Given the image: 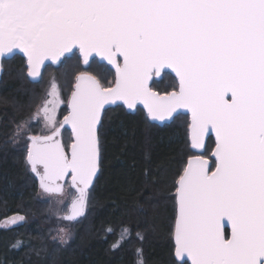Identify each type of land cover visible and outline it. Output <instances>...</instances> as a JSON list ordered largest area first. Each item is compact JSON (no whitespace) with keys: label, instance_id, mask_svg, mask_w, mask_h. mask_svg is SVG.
<instances>
[{"label":"snow or ice","instance_id":"1","mask_svg":"<svg viewBox=\"0 0 264 264\" xmlns=\"http://www.w3.org/2000/svg\"><path fill=\"white\" fill-rule=\"evenodd\" d=\"M75 46L86 65L94 53L114 66L116 77L104 87L96 76L78 74L60 128L58 92L37 109L51 134L28 137L26 164L44 193L65 197L74 189L70 213L61 219L76 223L85 213L105 104L134 108L139 100L159 120L187 109L195 147L215 133L216 161L209 171L206 160L190 159L175 181V255L191 264H264V0H0V58L20 50L36 82L46 59L62 63ZM166 68L179 90L161 95L150 81ZM65 124L73 136L69 149L57 139ZM23 220L16 216L5 226ZM71 235L62 228L53 240L64 244ZM136 254L144 264L142 249Z\"/></svg>","mask_w":264,"mask_h":264},{"label":"trees","instance_id":"2","mask_svg":"<svg viewBox=\"0 0 264 264\" xmlns=\"http://www.w3.org/2000/svg\"><path fill=\"white\" fill-rule=\"evenodd\" d=\"M62 61L63 66L46 64L41 71L58 74L64 95H69L73 79L82 70L94 72L104 87L114 82V71L96 58L83 67L75 50ZM22 65L23 58L16 54L1 60L0 264H137L138 248L144 264H184L174 258L172 233L174 184L187 158L195 154L188 142V114L177 113L170 122L158 125L139 106L133 112L122 104L103 110L97 130L98 172L85 213L74 224L71 239L60 244L49 237L45 203L37 197V179L28 170L25 151L9 141L15 123L31 106L28 94L35 93L41 81L25 77ZM176 85V78L166 70L150 83L158 93ZM64 130L62 144L68 148L71 137ZM213 145L209 136L201 155L209 157ZM214 164L211 159L210 170ZM16 216L24 220L5 226ZM123 229H128L124 233L128 238L113 249ZM17 241L21 245L13 247Z\"/></svg>","mask_w":264,"mask_h":264},{"label":"rangeland","instance_id":"3","mask_svg":"<svg viewBox=\"0 0 264 264\" xmlns=\"http://www.w3.org/2000/svg\"><path fill=\"white\" fill-rule=\"evenodd\" d=\"M7 63L8 62H6L5 65ZM63 65L64 64L62 62L61 66H63ZM22 70H23V75L25 77H27L26 66L24 65V63L22 65ZM86 71L94 75V72H92L91 70H86ZM86 71L82 70L81 73L82 72L84 73ZM74 81H75V79H73V82ZM39 83H40V85H39V87H37V90L35 91V93L28 94V96H31L30 99L32 101L30 108L28 109L26 114L17 123H15L12 134L9 137V141L13 145L20 146L21 148L24 149L25 156H26V152H27V146H28L29 141H30V140H28L29 136H31V135L42 136V135L51 134L49 127L46 126V122L44 120L43 113L41 112L38 116L36 115L37 109L42 108L45 101L52 99V97L48 95L49 92H58L59 93V103H58V106L55 108V115H56V120H57L56 127L60 128V125L62 122V117L66 112V101H67V97L69 95H64V93H63L64 86L62 85L60 80H58V74L55 73V71H53L51 69L46 70L42 74V78H41V81ZM53 85H55V89H53ZM69 94H70V92H69ZM49 107H52V106L49 105ZM33 117H35V118L33 119ZM22 124H24L25 127L22 130V132L19 135H17V132H16L17 127L22 125ZM61 129H62L60 131L61 137H63V139H64L63 135L65 133V130L63 127ZM62 143H63V141H62ZM27 167H28V170L37 179V197L43 203H45L44 208H45L46 215H47L48 221H49L48 224L50 227V234H49L50 239L53 240V237H56L59 230L62 228L71 231V233L73 234V229H74L73 227H74L75 223H70L67 220H62L61 217L70 213L71 201H72V198L75 194L74 189L72 190V195H66L65 197H61V196L53 197L50 194L44 193L39 186V177L36 176V174L31 171V167L29 165H27ZM65 180L67 181V183L65 184V189L67 191L71 185L70 176H67ZM60 199H65L66 202L63 205H60L57 203V200H60ZM71 237H72V235H71ZM71 237L69 238V240L71 239ZM55 241L60 243L59 240H55Z\"/></svg>","mask_w":264,"mask_h":264},{"label":"water","instance_id":"4","mask_svg":"<svg viewBox=\"0 0 264 264\" xmlns=\"http://www.w3.org/2000/svg\"><path fill=\"white\" fill-rule=\"evenodd\" d=\"M74 49H77V50H78V55H79V57H80V59H81V64H82V66H83V67H86L88 64H87V65L85 64L84 59H83V56H82V54L80 53L78 46H75V47L73 48L72 52L74 51ZM72 52H71V53H72ZM71 53H66L65 56H69ZM15 54H19V55H21V56L25 59L26 64H27V57L23 54V52H21L20 50H16V51H15ZM13 55H14V54H13ZM13 55L6 56L5 59H6V58H10V57H12ZM92 56L95 57V58H97V60H98L99 62L105 63L109 68H111V69L114 71V82H113V84L110 86V87H113V86L115 85V77H116V73H115V68H114V66L111 65V64H109L106 60H102L100 57L96 56L94 53L92 54ZM62 58H63V57H62ZM62 58H61V59H62ZM1 60H2V58H0V77H1V74H2V70H3L2 66H1ZM48 63H50V64H52V65H58V64H56V63H53V62L51 61V59L48 58V59H46V60L44 61L43 65H41V70H42L43 66H44L45 64H48ZM120 63H121V64L123 63L122 58H121V60H120ZM163 70H167V71H169L172 75L175 76V73H174L171 69H167V68H166V69H163ZM163 70H162V71H163ZM161 73H162V72H161ZM27 76H28V75H27ZM159 77H160V76H159ZM159 77L153 75L152 79H153V78H156V79H157V78H159ZM28 78H29L31 81H35V80H33L32 78H30V77H28ZM175 78H176V80H177V89H176L175 91H178V90H179L178 78H177L176 76H175ZM150 82H151V81H150ZM75 83H76V82H75ZM74 85H75V84H74ZM74 90H75V88H74V86H73V90L71 91L70 96H69L68 101H67V108H68V111H67V113H66L65 116L69 115V113H70V111H71V108H70V101H71L72 92H73ZM172 91H174V90H172ZM155 92H156V91H155ZM170 92H171V91H170ZM164 94H166V93H163V94H161V95H164ZM229 97H230V94H229V96L226 97V98H229ZM116 104H122V105L124 106V108H125L127 111H129V112H133V111L135 110L136 106H139V107H141V108L144 110V112L146 113L148 120H149L150 122H152V123H156V124H158V125H162L163 123H168V122H170V121L172 120V118H173V117H166L164 120H159V119H153L152 117H149V116H148L147 109L145 108L143 102H142V101H139V100L136 101V104H135V107H134V108H128V106H127L126 104H124L123 101L109 102V103L105 104L104 108L101 110V116H102V112H103V110H104L105 108H108V107H110V106H114V105H116ZM177 113H186V114H188V118H189V123H188V142H189V147H190V149H191L193 152H196V153H203V152H204V148H205V144H206V140H207V138H208L209 136H211V137L213 138V140H214V145H213V147H212V149H211V151H210L209 157H202V156L199 155V154L192 155V156H190V157L187 158L184 168L187 166L188 161H189L190 159H194V158H202L203 160H206V161L208 162V165L210 166V164H211V159H214V160L216 161V157H215V155H214L215 148H216V138H215V133H213V132H211V131H209L208 133H206V134H205V137H204V142H203V144H202L200 147H195V146L193 145V143H192V139H191V129H190V125H191V113H190L187 109H178V110H177ZM174 115H176V114H174ZM65 116H64V117H65ZM64 117H63V119H62V122H63V120H64ZM98 125H99V124H98ZM64 126L70 131L71 136H72L71 125H67V124H65ZM57 139L60 140L59 137H57ZM72 141H73V136H72ZM60 142H61V141H60ZM71 143H72V142H71ZM71 143H70V145H71ZM70 145H69L68 149L70 148ZM27 150H28V147H27ZM69 154H70V152H69ZM26 155H27V152H26ZM98 164H99V156H98ZM40 168H41V171H42V170H43V169H42V166H40ZM209 168H210V167H209ZM214 170H215V165H214V167H213L212 170L209 169V171H214ZM97 172H98V169H97ZM182 172H183V171H182ZM181 174H182V173H181ZM181 174H180V175H181ZM67 176H70V175H67ZM67 176H66V177H67ZM94 178H95V177H94ZM70 182H71V176H70ZM176 214H177V205H176V198H175V218H174L173 233H172V241H173V245H174L173 255H174V258H175V260H176L177 262L182 263V262H184V261H187L188 264H191L190 260H188L186 256H184L183 258H179V257H177V256L175 255V249H176V242H175V220H176ZM224 224L226 225V228H227V231H228V235L226 236V238H230V236H231V226L227 224V221H226V220L224 221Z\"/></svg>","mask_w":264,"mask_h":264},{"label":"flooded vegetation","instance_id":"5","mask_svg":"<svg viewBox=\"0 0 264 264\" xmlns=\"http://www.w3.org/2000/svg\"><path fill=\"white\" fill-rule=\"evenodd\" d=\"M77 50V49H76ZM75 51V50H74ZM15 55V54H14ZM16 55H19V54H16ZM19 56H21V55H19ZM22 57V56H21ZM23 58V57H22ZM23 63H24V65L26 66V61H25V59L23 58ZM3 71V70H2ZM164 71H162V73H163ZM162 73H161V75H162ZM26 75H27V67H26ZM160 75V76H161ZM27 78H28V76H27ZM160 78V77H159ZM158 78V79H159ZM29 79V78H28ZM30 80V79H29ZM31 81V80H30ZM177 81V80H176ZM33 82H35V81H33ZM75 82H76V78H75V81H74V83H73V85H72V89H73V86H74V84H75ZM151 83V82H150ZM177 89V85H176V88L175 89H173V90H176ZM153 90V89H152ZM153 91H155V90H153ZM172 91V90H171ZM157 92V91H156ZM158 93V92H157ZM159 94H163V93H159ZM70 96V95H69ZM66 104H67V102H66ZM63 117H64V115H63ZM62 117V118H63ZM63 128L64 129H67L65 126H63ZM62 130V129H61ZM68 130V129H67ZM69 131V130H68ZM69 133H70V131H69ZM48 135H50V134H48ZM59 138H60V141H61V143H62V137H61V133H60V135L58 136ZM70 137H71V133H70ZM71 142H72V137H71ZM70 142V143H71ZM31 143V141H29V144ZM28 144V145H29ZM70 145V144H69Z\"/></svg>","mask_w":264,"mask_h":264}]
</instances>
